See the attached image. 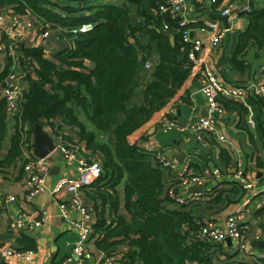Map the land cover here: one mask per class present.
Segmentation results:
<instances>
[{"label":"trees","instance_id":"obj_1","mask_svg":"<svg viewBox=\"0 0 264 264\" xmlns=\"http://www.w3.org/2000/svg\"><path fill=\"white\" fill-rule=\"evenodd\" d=\"M59 1L0 0V10L8 7L19 15L31 14L36 21H43L44 28L60 27V37L73 42L52 52L51 57L45 55L41 45L19 44L18 59L26 87L0 168L21 160L23 125L30 135L35 123L53 127L59 119L87 151L100 157L101 173L90 188L99 193L103 205H109L112 216L107 222L102 211L98 214L94 228L102 236L96 244L105 249L126 242L128 249L121 264H249L229 263L223 244L198 235L202 219L194 218L186 204H177L169 188L164 193L162 171L156 161L153 164L154 156L132 140L133 134L172 98L177 87L191 78L188 43L176 30L177 21L168 13L151 12L162 0L87 5V14ZM130 5L136 6L137 19ZM244 15L247 27L238 36L233 65L242 64L237 55L248 47L264 45V6ZM87 22L94 23L87 32L73 36L68 31ZM163 22L170 25L171 32L161 29ZM138 33L145 39L139 40ZM152 44L158 54L150 73L152 79L143 81L141 101L131 104L139 80H144L138 73L148 60L146 51ZM10 66L8 59L0 71V85ZM255 98L264 99L258 95ZM222 103L225 108L243 107L228 99ZM6 119L4 100L0 99V141ZM121 184L128 217L118 213L117 187ZM221 252L224 260L219 259Z\"/></svg>","mask_w":264,"mask_h":264},{"label":"crops","instance_id":"obj_2","mask_svg":"<svg viewBox=\"0 0 264 264\" xmlns=\"http://www.w3.org/2000/svg\"><path fill=\"white\" fill-rule=\"evenodd\" d=\"M59 1V0H57ZM63 4L68 3L75 7L81 8L80 12L87 14L90 12L87 5L98 6L103 3L127 4V0H60ZM230 0H219L218 8L225 5ZM237 7H241L245 0H234ZM185 15L194 21L197 25L207 20H215L221 26L225 23L220 19L217 8L211 5L210 0H185ZM251 11L260 9L264 6V0H250ZM130 12L133 17L138 18L136 6L130 5ZM152 13H156L152 8ZM4 17V24H11V17L19 15L13 13L11 8L0 10ZM19 23L16 28L21 43L26 46L41 45L45 50V55L51 57V53L58 49L73 44L71 38H61V28L48 27V34L45 38L41 33L47 29L44 28L43 21L39 22L32 18L30 14L19 15ZM29 21L32 24L29 25ZM138 21V20H137ZM141 21V20H140ZM138 21V22H140ZM143 23V20L141 21ZM227 23L229 29L226 31L218 46L212 47L205 45L200 56L215 71L217 76L228 84L247 87L250 84L260 83L264 80V45L262 47L251 46L244 52L237 55V65L232 64L235 54L237 39L241 32L247 27V20L243 12L239 16L228 17ZM197 36V32H194ZM2 35H6L3 38ZM139 40H144V36L137 34ZM172 42V34H169ZM7 34L4 29L0 28V71L8 61L5 53V42ZM133 40V39H131ZM151 67L155 66L158 61V54L155 46L152 44L151 49L146 51ZM143 52L139 53L142 60ZM237 66V67H236ZM240 67V68H239ZM141 68V67H140ZM153 70L150 69V73ZM140 75V72L138 73ZM191 75V74H190ZM152 77L145 80H139L135 88L134 95L129 101L131 104L139 103L142 99L143 81H149ZM250 88L245 91V97L248 107L226 108L225 116L218 120L215 127V133L204 132L202 141L197 139L192 132L169 131L163 132L159 129L158 123L165 118L174 119L179 123H186L193 118L206 113V100L199 90L197 80L191 75L184 84L177 87L175 94L165 105L155 112L153 116L144 123L134 134L132 140L138 147L153 156L156 151H160L168 160L174 162L175 167L172 170L160 168L162 171L163 191L172 189L175 194H183V189L175 185V175L183 168L191 172H197L206 178L202 186L203 195L200 198L193 199L187 203L186 210L192 209L191 213L194 218L212 220L216 225L222 226L227 215L236 213L239 222L244 226L245 236L248 242L245 243L244 250L239 254L236 251L234 243L227 240L222 246L229 260H235V263L244 262L256 264L253 254L264 249V99L255 98ZM234 101V100H233ZM239 102V101H236ZM240 103V102H239ZM251 114L253 125L247 123V118ZM55 140V132L49 129V126L43 125ZM13 120L6 119V130L0 141V159H3L10 146V137L13 133ZM216 133L224 134L229 141L228 144L219 141ZM72 139L77 141L75 152L77 156L91 157L100 160L99 155L91 154L84 148L83 142L79 141L76 136L71 135ZM58 142V141H57ZM55 144L56 140H55ZM47 165L49 167L48 175L45 178V190L35 195L32 200L24 199L23 188V159L11 164L5 168H0V245H11L22 249L32 250L31 264H59L67 255L72 253V247L78 239L77 229L60 216L58 203L65 198L62 193L52 195L50 189L55 181L62 176H75L77 174L76 161L65 159L62 153L55 148L50 153ZM152 156V157H153ZM155 159V160H154ZM155 156L152 158L153 164H157ZM240 162L248 178L256 184V193L252 191H241L232 182L230 174L224 175L217 181L210 175V169L213 166L230 170L236 162ZM191 191V189H190ZM119 197L118 213L128 217L124 208V190L123 185L117 187ZM190 194V192H188ZM251 194V200L248 207L251 213L239 210L243 201ZM8 195H14L15 200H7ZM82 197L85 200L92 215V232L84 241L85 248L91 253V257L84 260L82 264H95L96 260L103 258L111 252L125 254L128 249L126 242H121L116 246L101 248L96 243L102 234L95 231L98 214L102 211L106 221L111 220L112 213L108 204L103 205L99 198V193L90 189L82 191ZM175 205H172L174 207ZM41 209H45L48 217L45 222L31 229H23L17 234L9 231V222L19 213L25 211L37 216ZM69 217L77 220L79 213L69 211ZM261 234L256 240L255 234ZM226 257L223 252L220 253L219 259L224 260ZM26 264L24 261L15 258L3 259L0 257V264ZM67 264H77L74 260ZM121 264V263H115Z\"/></svg>","mask_w":264,"mask_h":264},{"label":"built area","instance_id":"obj_3","mask_svg":"<svg viewBox=\"0 0 264 264\" xmlns=\"http://www.w3.org/2000/svg\"><path fill=\"white\" fill-rule=\"evenodd\" d=\"M249 1L250 0H245L241 7H237L234 0L227 1L225 5L220 8H218L219 0H210V3L217 8L220 15L230 18L239 16L240 12H250L251 5H249ZM155 11L156 13H168L177 21L176 30L180 31L182 41L188 43L186 57L187 63L190 67V73L197 80L199 90L204 96L207 104L205 116L200 115L186 123H179L174 119L169 118L162 119L158 123V127L161 131H178L181 133L192 132L196 135L197 139L202 141L203 133H215V127L218 120L224 118L226 108L222 103L223 99L239 101L242 105L248 107L245 97V91L248 87L251 91L253 90L255 95L264 98V80L260 83L253 82L247 87L228 84L221 80L213 68H211L200 56L201 51L206 44L212 47L218 46L229 27L221 26L215 20L203 21L192 27L191 23H194V21L185 15V0H162ZM33 17L34 16H32V18ZM34 19H36V17H34ZM19 21V15H13L11 17V24L5 25L4 17L0 13V28L4 29L8 36L5 45V53L7 58L11 61L10 70L0 85V99L4 100L6 118H11L13 120V128L15 117L19 114L21 108L23 90L26 87V82L22 78L23 71L20 68L18 59V48L21 41L19 34L16 32V28ZM29 22V25L32 24L31 21ZM93 25L94 23L92 22L82 23L81 25L70 28L68 31L75 36L77 33L91 30ZM161 29L163 31L171 32L170 25L167 22H163ZM48 32V28L45 29L41 33V37L45 38ZM194 32L198 33L197 36H195ZM150 69L152 70L150 61L145 60L139 71L144 80L150 77ZM247 123L250 126L253 125L251 114H249L247 118ZM45 125L49 126L48 124ZM49 129H51L52 132H55V140L57 143L55 144V148L62 153L63 158L75 160L77 170L75 176L59 177L50 189L52 195L59 193L65 195V198L61 199L58 203L60 216L67 221L69 220L78 231V239L72 247V253L67 255L59 262V264H67L73 260L77 264H82L85 259L92 256L83 244L93 229L92 213L82 197V191L84 189H90L91 184L100 176L101 161L93 159L90 156H77L75 147L61 140L62 136H71L72 131L69 127L63 125L59 119H56L54 126ZM21 136L20 148L22 153L21 159H23L22 171L24 176V199L30 201L35 195L45 190V178L49 171L47 165L49 156L40 158L33 154L31 147L32 133L30 135L27 133L26 125L21 127ZM216 137L223 143H229L224 134L216 133ZM154 156L160 168L172 170L175 167L173 164L174 162L168 160L160 151H156ZM226 174L232 176L231 179L233 184L241 191H252L253 194L256 193L255 182L248 178L240 162L237 161L230 170H225L218 166H213L210 169V175L216 181ZM205 181L206 178L203 175L197 172H191L185 167L175 175V185L179 189H183V194H175L172 189H169V194L174 197L177 204H187L193 199L200 198L203 195L202 191H190V189L192 187L202 186ZM188 192H190V194H188ZM251 198V194L248 195L243 201L239 209L240 211L244 210L246 213H251V210L248 207ZM7 200L14 201L15 196L8 195ZM69 211L78 212L79 218L77 220L70 218ZM47 217L48 213L45 209H41L37 216L22 211L14 219L10 220L9 231L13 234H17L23 229H31L32 227L43 224ZM201 223L202 225L198 231V235L201 238L213 243L224 244L226 238L230 237L236 247L237 253L240 254L244 250L245 243H247L248 240L247 236H245L244 226L239 222L236 213L227 215L222 226L216 225L212 220L208 219H202ZM260 237L261 234L259 233L253 235V238L256 240ZM122 256L123 254H120L119 252H111L103 258L96 260L95 264L120 263ZM0 257L3 259H20L26 264H31L32 250L22 249L11 245H0ZM253 259L256 264H264V249L253 254Z\"/></svg>","mask_w":264,"mask_h":264},{"label":"water","instance_id":"obj_4","mask_svg":"<svg viewBox=\"0 0 264 264\" xmlns=\"http://www.w3.org/2000/svg\"><path fill=\"white\" fill-rule=\"evenodd\" d=\"M220 19L225 23L226 27H229V24L227 23V16H221ZM3 38H6V35H2ZM154 69V66L152 70ZM206 113L204 114V116ZM61 140L70 144V145H76L77 141L72 139L68 136H62ZM55 140L54 137L44 129L43 124L41 123H35L32 129V151L33 154L37 157L43 158L48 156L50 153H52L55 150ZM191 191H202L201 187H192ZM226 240L228 242H231L230 237H227ZM229 263L235 262V260H228Z\"/></svg>","mask_w":264,"mask_h":264},{"label":"clouds","instance_id":"obj_5","mask_svg":"<svg viewBox=\"0 0 264 264\" xmlns=\"http://www.w3.org/2000/svg\"><path fill=\"white\" fill-rule=\"evenodd\" d=\"M47 28H48V27H47ZM6 43H7V41L5 42V45H6ZM19 54H21L20 51H19ZM66 136H67V135H66ZM68 137H70V136H68Z\"/></svg>","mask_w":264,"mask_h":264},{"label":"rangeland","instance_id":"obj_6","mask_svg":"<svg viewBox=\"0 0 264 264\" xmlns=\"http://www.w3.org/2000/svg\"><path fill=\"white\" fill-rule=\"evenodd\" d=\"M59 2H61V1H59ZM46 54V53H45Z\"/></svg>","mask_w":264,"mask_h":264}]
</instances>
